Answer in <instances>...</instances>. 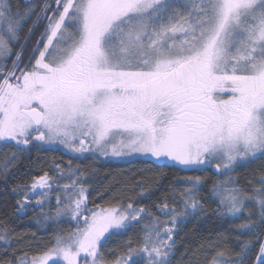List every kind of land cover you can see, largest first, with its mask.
Here are the masks:
<instances>
[{
	"label": "snow or ice",
	"instance_id": "obj_1",
	"mask_svg": "<svg viewBox=\"0 0 264 264\" xmlns=\"http://www.w3.org/2000/svg\"><path fill=\"white\" fill-rule=\"evenodd\" d=\"M40 11L37 21L47 23L26 51L34 29L23 44L21 36L35 8L0 0V143L16 149L0 171L32 148L54 146L74 159L212 168L225 177L209 189L215 213L246 215L236 230L254 239L239 241L232 255L224 237L209 241L203 264H246L256 244L254 264H264V0H45ZM13 55L9 68L3 61ZM258 161L256 184L241 187L233 173ZM49 167L52 174L38 166L40 174L12 189L22 197L17 213L39 207L45 221L71 227L14 264H172L178 225L207 212L202 176L178 179L188 187L171 204L125 197L101 206L89 200L81 168L55 160ZM53 200L55 210L45 212ZM0 232L9 245L7 227ZM129 232L125 251L106 257L109 242Z\"/></svg>",
	"mask_w": 264,
	"mask_h": 264
},
{
	"label": "trees",
	"instance_id": "obj_2",
	"mask_svg": "<svg viewBox=\"0 0 264 264\" xmlns=\"http://www.w3.org/2000/svg\"><path fill=\"white\" fill-rule=\"evenodd\" d=\"M13 2L22 9L31 5L36 11V15L32 16L24 26V32L21 36V44H23L24 38L28 35V29H35L40 23V21H37V16L42 15L40 9L43 7L45 0H13ZM35 40L37 39L33 37L32 41ZM30 41H28L26 51H30L32 47ZM13 48L14 52L20 50L19 45H14ZM14 59L15 55L3 62L10 68ZM15 150L11 145L4 146L0 143V167H2L5 158L10 157ZM53 160L61 163V166L65 168H67L69 161H71L74 168H81L83 174L89 177L86 181V187L90 189L89 200L101 206L114 201L116 198L125 197H131L133 202L139 200V204L146 207L165 201L171 204L175 191H182L185 187H188L186 184L177 183L178 179L188 176L205 177L208 183L200 191L199 198L204 203L207 212L189 217L184 223L178 225L172 264H203V258L207 255L204 251L205 247L209 241H218L220 237L225 238L222 243L229 255L240 251L239 241L254 239L251 233L236 230L237 225L247 221L248 217L246 215L241 220L233 221L220 218L215 213L214 210L217 204L209 196V189H211L213 183L224 180L225 177L218 176L212 168H209L206 172L185 171L173 164H168L166 167L157 166L150 160L114 161L91 155L87 159H74L73 155L61 149L43 150L32 148L30 152L18 155L14 163L10 165L7 174L0 171V225H5L10 233L6 237L10 241L9 245L0 240V264H14L15 259L21 257L24 253L31 256L39 248L51 247L50 241L56 232L60 228L67 231L71 227L70 224L64 222L45 221L40 216L41 210L39 207L26 206V210L22 214L17 213L16 202L21 200L22 197L15 195L12 189L16 185L27 183L32 176L40 174L38 166L52 174L49 165ZM260 164L261 162L258 161L251 167L238 168L233 173L239 179L241 187H251L256 184L255 177L262 170ZM141 180L144 182L143 188L136 186L137 181ZM246 181H252V185L247 184ZM61 183H70V181L63 180ZM142 191L151 193L150 198L139 199V194ZM31 199L32 204H34L35 199ZM49 207L53 211L55 210L54 200L50 206H45L44 211L48 212ZM250 210L256 211L251 206ZM161 219H166V217H161ZM252 219L256 220L257 216L253 215ZM0 235H3V232H0ZM129 237L135 238V233L129 232L126 236L117 237L110 241L107 249L104 250L106 257L110 260L116 258L110 256L108 250L117 253L125 251L122 245ZM258 247L259 245L256 244L246 264H254Z\"/></svg>",
	"mask_w": 264,
	"mask_h": 264
},
{
	"label": "rangeland",
	"instance_id": "obj_3",
	"mask_svg": "<svg viewBox=\"0 0 264 264\" xmlns=\"http://www.w3.org/2000/svg\"><path fill=\"white\" fill-rule=\"evenodd\" d=\"M47 22L46 21H40V23L38 24L37 28L34 29V35L31 37V41H30V46H34V41H32L33 37L35 39H38L39 36H40V33L43 32V25L46 24ZM54 149H61L63 150L64 152H66V150H64L62 147H58V146H54ZM67 153V152H66ZM101 159H104V160H114V161H132V160H136V159H143V160H149L147 158H144V157H134V158H129V159H115V158H101ZM167 164H173V165H176L174 164L173 162L169 161L167 162ZM178 166V165H177ZM180 167V166H179Z\"/></svg>",
	"mask_w": 264,
	"mask_h": 264
}]
</instances>
